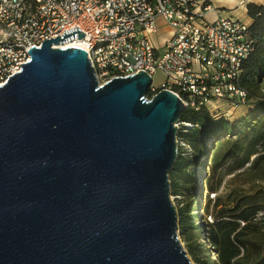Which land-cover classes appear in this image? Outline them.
Instances as JSON below:
<instances>
[{
  "label": "water",
  "instance_id": "95a60500",
  "mask_svg": "<svg viewBox=\"0 0 264 264\" xmlns=\"http://www.w3.org/2000/svg\"><path fill=\"white\" fill-rule=\"evenodd\" d=\"M72 30L0 86V264H192L168 181L185 107L142 71L99 86L84 50L51 48Z\"/></svg>",
  "mask_w": 264,
  "mask_h": 264
},
{
  "label": "built area",
  "instance_id": "2783aa9c",
  "mask_svg": "<svg viewBox=\"0 0 264 264\" xmlns=\"http://www.w3.org/2000/svg\"><path fill=\"white\" fill-rule=\"evenodd\" d=\"M210 10V0H0V86L30 60L29 48L76 28L83 37L75 33L58 45L84 50L99 86L142 71L151 79L147 99L167 90L185 110L204 108L226 118L214 102L236 108L249 101L239 81L252 51L250 25L230 15L210 20ZM159 19L170 29L167 38L159 33ZM156 72L163 76L159 86L152 85ZM176 126L182 133L194 127L184 121Z\"/></svg>",
  "mask_w": 264,
  "mask_h": 264
},
{
  "label": "trees",
  "instance_id": "16d2710c",
  "mask_svg": "<svg viewBox=\"0 0 264 264\" xmlns=\"http://www.w3.org/2000/svg\"><path fill=\"white\" fill-rule=\"evenodd\" d=\"M246 14L250 19L249 36L252 41V51L241 64L239 87L248 94V99L257 100L256 90L264 79V6L249 4ZM261 109L247 118L229 121L224 117H211L204 108L197 111L186 109L180 116V121L190 122L194 127L187 133L178 132L181 138L192 150L190 162L177 156L169 171L172 192H176L177 176L182 177L183 184L192 182L194 176L187 172L190 165L203 166L201 158L206 160L209 148L214 147L207 159V168L216 173L229 163V170H239L246 166L244 174L252 183L264 179V100H259ZM186 163V164H185ZM203 185L207 192L215 193L220 185L212 187L208 178ZM239 201L226 211L225 218L215 219L203 234L205 243L212 247L218 264H264V245L257 241L264 237V228L256 221L257 215L264 211V190H256L248 194L243 190ZM219 196L208 199V205H219ZM206 203V204H207ZM192 204V202H191ZM204 210V209H203ZM197 222L201 221L198 204ZM190 206L177 211V226L186 242L190 256L198 264H209L207 256L198 242L195 224ZM201 255V260L197 258Z\"/></svg>",
  "mask_w": 264,
  "mask_h": 264
},
{
  "label": "rangeland",
  "instance_id": "374dc122",
  "mask_svg": "<svg viewBox=\"0 0 264 264\" xmlns=\"http://www.w3.org/2000/svg\"><path fill=\"white\" fill-rule=\"evenodd\" d=\"M244 1L242 6L244 5L245 8L251 3L253 0H241ZM240 1V2H241ZM264 2V0H261ZM254 2V1H253ZM257 5V4H255ZM261 6V5H260ZM247 11V9H246ZM247 15V14H246ZM241 20V19H239ZM242 21V20H241ZM251 23V22H250ZM250 23H248L250 25ZM158 42L159 39H156ZM262 83H260V86H258L256 90L257 100L251 99L244 105H240L236 108H227V106H223L224 104L221 102H214L213 105H218L221 108L220 113L226 114L227 120L235 121L239 120L241 118H247L251 115H253L256 111L261 109V104L258 105L257 103L260 102L259 100H264V79L261 80ZM163 82V76L161 73L156 72L153 75L152 79V85L159 86L160 83ZM209 108H212V105L209 106ZM227 111V112H226ZM210 112H213V110L210 109ZM222 117V116H219ZM178 137V132H177ZM181 154V157L186 159V162H190V158L192 157V150L185 149V148H178L177 150V156ZM203 162V166H196V165H190L187 167V172L191 176H194V179L192 182H189L187 184H183V179L180 176H177V187L176 192H172L171 190V182L169 181L170 185V200L172 204L174 205L176 212L180 209H184L186 206H190L192 216H193V222L195 224V231L197 232L198 242L201 244L203 252L205 256L209 259V264H218L217 259L215 257V254L212 252V247L205 243V239L203 234L208 231L210 228L209 225H211L215 219L219 218H225L226 211L229 207H232L236 201H239L241 198H238L243 195V190L248 189V194L256 192V190H264V179L258 180L256 182H251L244 174H250L248 171H246V166L239 170H229L231 163H229L226 167H223L221 170H219L216 173H212L208 168V162L207 160L201 158L200 159ZM186 164V163H185ZM169 174V173H168ZM264 177V176H262ZM204 178H208L210 181V185L212 187L217 186L220 182V185L215 193H209L205 189L203 185ZM218 195L219 205L218 206H212V202L208 205L207 201L208 199L213 200L214 196ZM238 198L235 202L234 200ZM192 202V204H191ZM207 203V204H206ZM195 204H198V210L201 214V221L197 222V211H194ZM204 209V210H203ZM256 221L260 222V225L262 228H264V211H261L256 218ZM264 231V230H262ZM177 236L180 241V244L182 248L186 252V256L190 260L192 264H198L195 262V260L190 256L187 247L186 242L184 241L183 236L180 233V229L177 226ZM258 242H260L262 245H264V237H259L257 239ZM197 258L201 260V255H197Z\"/></svg>",
  "mask_w": 264,
  "mask_h": 264
},
{
  "label": "crops",
  "instance_id": "0c3cea01",
  "mask_svg": "<svg viewBox=\"0 0 264 264\" xmlns=\"http://www.w3.org/2000/svg\"><path fill=\"white\" fill-rule=\"evenodd\" d=\"M240 1L241 0H210L211 10L207 13L206 17L211 20L217 14L230 15L238 19H241L246 23H250L251 21L246 15V8L244 5L242 6L239 4ZM253 1L251 3L264 6V2H262L261 0H253ZM158 22L160 25L159 28L160 35L164 38L169 37L170 29L167 26L163 25L161 19H159Z\"/></svg>",
  "mask_w": 264,
  "mask_h": 264
},
{
  "label": "bare ground",
  "instance_id": "6f19581e",
  "mask_svg": "<svg viewBox=\"0 0 264 264\" xmlns=\"http://www.w3.org/2000/svg\"><path fill=\"white\" fill-rule=\"evenodd\" d=\"M66 46L71 47V46H73V45H66ZM57 47H58V48H62L60 45H58Z\"/></svg>",
  "mask_w": 264,
  "mask_h": 264
}]
</instances>
